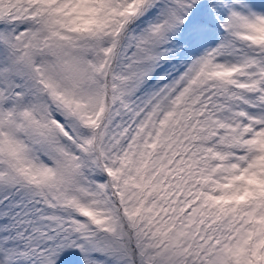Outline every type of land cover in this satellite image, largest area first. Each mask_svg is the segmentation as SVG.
I'll return each instance as SVG.
<instances>
[{"label": "snow or ice", "instance_id": "1", "mask_svg": "<svg viewBox=\"0 0 264 264\" xmlns=\"http://www.w3.org/2000/svg\"><path fill=\"white\" fill-rule=\"evenodd\" d=\"M0 264H264V0H0Z\"/></svg>", "mask_w": 264, "mask_h": 264}]
</instances>
